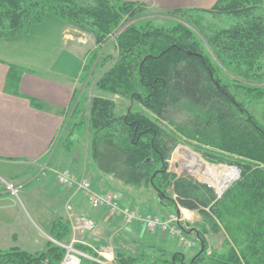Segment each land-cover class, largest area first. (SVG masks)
I'll return each mask as SVG.
<instances>
[{"label":"trees","instance_id":"obj_1","mask_svg":"<svg viewBox=\"0 0 264 264\" xmlns=\"http://www.w3.org/2000/svg\"><path fill=\"white\" fill-rule=\"evenodd\" d=\"M203 11L232 21L205 36L216 59L235 72L231 77L258 78L264 57L263 0H216ZM146 12L144 3L121 0H0V42L36 41L47 26L64 24L90 35L99 51L106 45L109 49L110 38L124 24L138 21L110 44L117 58L95 87L140 105L144 112L128 107L117 114L110 98H92L86 113L88 151L100 173L126 187L151 188L162 206L196 212L203 251L186 258L143 244L139 253L117 252L114 263L264 264V116L259 121L250 112L264 105V90L245 86L238 91L240 83L214 74L219 68L203 56L191 29L180 24L154 27L143 22ZM177 13L184 15L185 10L170 15ZM97 55L92 64L98 58V66L102 60ZM74 104L73 129L79 102ZM181 142L193 145L211 163L237 166L238 181L219 197L186 174L170 173L168 161ZM51 231L53 239L68 244V222L55 221ZM220 231L226 236L225 248L212 250L205 236ZM76 247L96 257L90 248ZM63 256L61 247L48 242L41 252L15 247L0 251V264H60ZM81 264L99 263L83 259Z\"/></svg>","mask_w":264,"mask_h":264},{"label":"rangeland","instance_id":"obj_2","mask_svg":"<svg viewBox=\"0 0 264 264\" xmlns=\"http://www.w3.org/2000/svg\"><path fill=\"white\" fill-rule=\"evenodd\" d=\"M173 10L177 9L153 10L148 8V12H146L143 22H149L152 26L160 28L170 29L173 28L174 25L180 24L191 29L196 41L200 44L203 56H208V58L212 60L213 64L217 66L215 70L219 68L218 71H215L212 68V71H215L214 74H219L220 78L222 75L223 80L227 82H229L230 78L234 79L242 85V87L238 90L241 92H243L242 88L245 86H247V88L250 87V89L261 88L264 90V57L262 59L261 70L257 71L256 75H258V78L255 77L256 80H254L255 78H253V80L247 78H235L231 77V74H235V72L232 71V73L229 70L227 71L221 65L222 63L216 59L207 44L205 36L213 32L215 28H225L229 26L232 23L230 19L225 16L214 15L203 11L209 9H182L183 11L185 10L184 15L182 13H177L176 15L171 16L170 12ZM133 23H138V21L124 24L110 38L109 49L106 48V45L99 51L90 35L77 31L71 26L64 24L56 27L50 25L47 26L45 34L42 37H38L36 41H25L21 44L0 42V60L5 63L7 67L5 85L6 87H9L11 84L12 86L17 84L18 93L19 82L21 81L23 75L28 73L47 77L50 80L59 79L62 81L61 78L55 75L58 74L55 70L57 67H63V71L67 72L68 75H71L70 77H73V74L70 72L77 71V76L75 75L73 77V94L70 101L71 105L64 113L59 134L55 138L53 148H51L48 153L50 158L46 159L45 157L42 162L40 161V163H37L38 166L36 169L33 168V172H38L36 176H33L36 173L33 174V172H31V174L28 175L29 177L23 176L13 180L0 179V189L3 190L2 195L11 196V199H8L6 209L10 211V213H13L11 218L12 223H7L6 227L0 231L4 236L1 244L3 245L2 247H5L4 250L12 248L11 245L13 235H16L18 238L17 247L29 253L44 251L47 248L48 242H53L54 244L59 243L51 237V230L53 223L60 219L77 228L75 225V216L70 219L65 217L67 216V212L70 211L68 208L70 204H67L66 201L59 198L61 192L71 189L60 187L53 183V172L71 169L70 159L73 160L79 157L80 160H85L88 157L89 151L87 150V146L89 144L91 134L89 133L86 124V113L92 98H110L116 105L117 114L124 113L128 107H132V111L137 110L138 112H144V109L140 107V105L117 96L112 97L103 94L95 87L98 79L104 74V72L114 65L117 58V53L113 50L110 44L114 41L117 35ZM94 53H97L102 60V63L98 66L96 65V60L98 58L92 64ZM68 54L74 56L76 58V62L64 59V56ZM64 61L68 62L64 63ZM77 64L79 66L78 70L76 66ZM254 71H252V74H254ZM67 80L69 81V79ZM255 94L256 92L253 91L249 93V96L253 98ZM247 96L248 95H246V97ZM26 99L29 102H39L31 97ZM74 102H79V113L76 120L74 119L75 124H77L75 129L71 127L73 122L70 119L76 104H74ZM250 112L254 114L257 120L261 121V116H264V105L251 107ZM146 114L148 115V113ZM72 129L73 133L70 134ZM182 152H185L186 154H183ZM191 158L199 161V163L192 161ZM45 162L46 164L43 166ZM73 162H75V160H73ZM2 168L4 167L2 166ZM46 168L48 171L44 175L42 172ZM168 170L170 173L178 176L186 174L196 181L206 184L211 187L219 197H221L226 190L238 181L240 177V169L237 166L211 163L203 157L201 152L196 151L193 148V145L183 142H181L172 152L168 161ZM49 176H52L53 180L49 184L47 191L51 195L57 196L54 199L50 197V194L45 195L44 192H41V190H38L39 188H37L42 185V181L47 179ZM226 184L227 186L221 187V190H218L219 185L222 186ZM7 185H10L14 191H16V194L8 191L6 189ZM124 187L127 188L129 194L128 197L130 196L132 198L133 204L136 205V207L144 215H153L161 218L168 216L177 217L178 224H180L177 231L185 238V240H187V242L193 243H191L192 245L190 246H185L182 243L180 244L178 239L176 240L175 238H170L166 235V237H169L170 239V243L168 245L163 246L159 244H148L163 248L166 250L168 255L181 252L186 255V258H190L194 254L200 252L202 246L199 245L196 234L200 218L196 212H192L193 214H191L180 210V208H177L176 210L174 207H165L160 205L156 200L157 196L155 191L151 188L134 189L131 187ZM78 192L80 193V191ZM82 216L88 218L89 214L84 212L79 216V218ZM83 221L84 220L78 219L80 225L76 231L71 229L67 243L74 242V245L76 246H89L90 243L88 244V242L91 241L93 236L92 234L97 232V234L102 236L104 239L101 245L112 250L114 258L117 252H123L125 254L139 253L144 244L143 242L140 243V240L149 239L148 232L144 225L140 226L138 225L139 223L134 224L137 225L136 233L140 238L137 243L135 239L132 238V234L130 232H125L128 229L124 223L120 224L116 222L115 226L110 229L107 234H105L107 227L96 228L94 226L92 231L84 230V228H82ZM205 237L210 249L222 250L225 248L224 245L226 242V236L223 231L213 235H206ZM7 238L9 242L6 245L5 239ZM113 264L115 263L113 262Z\"/></svg>","mask_w":264,"mask_h":264},{"label":"crops","instance_id":"obj_3","mask_svg":"<svg viewBox=\"0 0 264 264\" xmlns=\"http://www.w3.org/2000/svg\"><path fill=\"white\" fill-rule=\"evenodd\" d=\"M121 1L144 3L149 9L153 10H203L210 9L216 2V0ZM64 59L76 62V58L69 54L64 56ZM67 62L64 61V63ZM76 66L78 70V64ZM55 70L59 74L55 75L61 78L62 81L59 79L50 80L47 77L28 73L21 78L18 93L17 84L13 86L11 84L9 87H6L7 67L5 63L0 60V179L13 180L23 176L29 177L28 175L33 172V168H37V163H40V161L42 162L45 157L46 159L50 158L48 153L55 144V138L59 134L62 126L64 113L71 105L73 77L77 74V71L70 72L73 74V77H70L71 75L63 71V67H57ZM65 77L69 79V81ZM29 97L39 102H29L26 99ZM73 160H75V162H73ZM73 160L70 159V170L75 174L78 180L82 178L88 179L91 183L92 190L95 192H115L121 208L125 206L136 207L132 202V198L130 196L128 197L127 188L111 176L100 173L96 165L91 161L89 153L85 160H80L79 157ZM45 164L46 162L43 166H45ZM2 166L4 168H2ZM33 174V176H36L38 172H33ZM52 180V176L44 179L42 185L37 187L39 188L38 190L44 192L45 195H49L50 193L47 191V188ZM53 183H55L54 180ZM2 191L3 190L0 189V231L6 227L7 223H12L11 218L13 215V213H10V211L6 209L8 199H11V196L2 195ZM50 197L54 199L57 196L51 195ZM59 198L66 201L67 204H70L68 207L70 211L67 212V216L65 217L70 219L75 216V225L77 228L80 225L78 219L90 220L94 222L96 228L107 227L108 229L106 228L105 234L115 226L116 222L123 224L121 215L110 216L105 209H100L98 211L91 210L83 198V195L80 194L76 188L61 192ZM180 210L186 211L181 208ZM84 212L89 214L88 218L85 216L79 218ZM186 212L193 214L189 211ZM134 224L138 223L125 225L129 230L125 229V232H130L132 238L138 243L140 238L136 233L137 225ZM70 225L73 231L77 230L72 224ZM138 225L142 226V224ZM92 235L91 241H86L88 244L90 243L89 246L103 247L101 245L104 241L103 237L98 235L97 232ZM3 237L4 236L0 232V251H4L5 249V247L1 245ZM148 237V240L141 239L140 243L159 244L163 246L170 243L169 237L167 238L166 235H162L159 231L154 233L148 232ZM5 241L7 245L9 242L8 238L5 239ZM11 246L12 248H18V238L16 235L12 237Z\"/></svg>","mask_w":264,"mask_h":264},{"label":"built area","instance_id":"obj_4","mask_svg":"<svg viewBox=\"0 0 264 264\" xmlns=\"http://www.w3.org/2000/svg\"><path fill=\"white\" fill-rule=\"evenodd\" d=\"M47 171L48 169L46 168L42 173L45 175ZM53 173L56 185L67 189L76 188L83 195V198L91 210L98 211L100 209H105L110 216L121 215L122 221L125 225L139 223L144 225L147 232L154 233L159 231L162 235H168L170 238L173 237L176 240L178 239V242L180 244H184L185 246L193 244L192 242V244L187 242V240H185V238L177 231V217L168 216L161 218L153 215H144L136 207L131 206L121 208L119 206V199L115 192H95L92 190L91 183L88 179L82 178L78 180L75 174L69 169L58 170ZM6 189L11 191L13 194H16V191H14L10 185H7ZM83 223L82 228H84V230L92 231L94 229V222L84 220ZM55 244L64 250V256L60 264H80L83 259L95 261L99 264H113L114 262L113 251L105 247L93 248L91 246H86L96 254V257H92L84 251L79 250L76 245H74V242L68 244Z\"/></svg>","mask_w":264,"mask_h":264},{"label":"bare ground","instance_id":"obj_5","mask_svg":"<svg viewBox=\"0 0 264 264\" xmlns=\"http://www.w3.org/2000/svg\"><path fill=\"white\" fill-rule=\"evenodd\" d=\"M183 154H186L185 152H182ZM192 159V161H195V162H198L199 163V161H197V160H195L194 158H191ZM192 166V165H191ZM219 183V182H218ZM222 183H223V181H222ZM224 186H227V184L226 185H219V188H218V190H221V187H224ZM223 189V188H222Z\"/></svg>","mask_w":264,"mask_h":264},{"label":"water","instance_id":"obj_6","mask_svg":"<svg viewBox=\"0 0 264 264\" xmlns=\"http://www.w3.org/2000/svg\"><path fill=\"white\" fill-rule=\"evenodd\" d=\"M189 55H191L190 53H188ZM177 214H178V211H177ZM203 251V248H201L199 254Z\"/></svg>","mask_w":264,"mask_h":264}]
</instances>
